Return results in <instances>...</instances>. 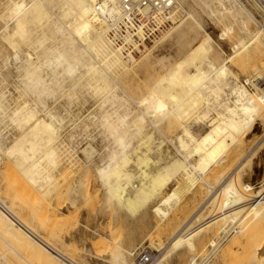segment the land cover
<instances>
[{"label":"bare ground","instance_id":"bare-ground-1","mask_svg":"<svg viewBox=\"0 0 264 264\" xmlns=\"http://www.w3.org/2000/svg\"><path fill=\"white\" fill-rule=\"evenodd\" d=\"M251 4L264 19L256 5L253 2ZM187 6L192 8L190 16L185 13ZM198 10L213 20L215 18L218 24H223L221 37H226V40L231 36L234 38V55L231 58H216L217 49L203 33L201 24H198L201 23ZM6 11L1 16L12 20L15 26L12 29L9 22L5 24L3 39L10 41L13 47H17L20 41V56L17 55L20 57L18 69L23 73L20 78L35 96L33 102L42 108L39 112L32 107L30 101L21 97L22 101L10 109L12 99L9 100L0 91V115L8 119L16 132L20 133V136H13L12 141L3 146L6 140L4 136L9 138L11 135H8L9 132L4 135L5 131L0 127V152L15 159L16 167L26 181L43 191L42 195L49 196L56 190L54 182L56 184L57 180L52 170L60 168L63 155L68 159L64 161L74 167L81 160L79 156L73 158L75 156L70 151L72 147L62 141L64 135L62 136L61 131L62 128L66 129L62 125L65 120L47 105L48 99L57 94L52 85L56 83L62 88V84L68 81L66 75L76 74L80 66L85 69L81 77L90 74V80L83 85L73 83L74 89L63 95L67 94L71 101L78 100L79 93L75 88L81 86L89 94L100 97L102 104L107 101L118 108L112 112L102 110L101 107L100 113L88 116L89 119L82 125L83 130L88 131L91 125L100 123L117 134L119 149L113 151L109 160L97 168V173L110 190L111 197L129 210L136 213L153 199L159 200L179 175L187 181V186L190 184L189 189L199 179L204 181L211 191L212 200L237 174L235 172L220 187H214L205 180V176L214 167L227 162L229 151L231 156H235V152L243 149L246 133L252 129L256 119L259 118L264 124V26H261L253 11L242 0H9ZM70 17L72 21H68ZM183 18L186 19L183 21ZM169 30H172L170 36L176 41L187 44L199 40V43L189 55L176 63L170 62L166 66L164 59H161L160 63L166 68L165 74L154 82L147 94L133 100L111 74L118 76L142 65L141 57V61L134 58L139 57L146 47L157 43ZM239 34L241 37H238ZM53 36L60 37L58 45L55 44L58 39L53 41ZM144 57L147 59L146 55ZM229 63L236 65L241 74L253 75L245 80L246 85L253 87V93L230 72ZM110 80L114 82V86L109 84ZM118 89H122L123 95L118 93ZM130 101L136 104L138 114L131 109L133 107H129ZM212 103L217 105L213 108ZM136 120L141 124L137 125ZM146 122H150L154 128L161 123H165L167 127L179 128L180 132L176 136L178 146L174 144V148L176 147V152L181 157L164 149L165 136L164 141L155 139L154 133L147 132ZM195 124L207 126L210 131L197 136L193 132ZM142 136L145 150L140 149V145L131 149L134 148L132 141ZM67 138L65 135V139ZM153 151L157 154L158 161L148 157ZM97 152L92 144H87L82 150L88 161L93 160ZM195 156L198 158L192 162L191 159ZM133 162L138 165L139 171L129 170ZM5 188L0 182V242L7 243L12 249V245L19 247L20 253L22 252L20 255L30 256L37 264H80L77 260L70 259H74L75 254L70 249H65L64 245L59 246L55 237H50L55 240L44 239L38 234L39 230H47L45 226L42 225V228L40 225L42 229L36 226L37 230L24 217L25 213L24 216L19 214L16 203L11 200L15 194L13 198H8L6 195H10L9 190ZM254 190L250 184H244L242 188L239 186L238 207L236 204L235 208L232 205L233 214L216 217L211 224L219 225L221 222L220 228L215 227L217 230L221 229L224 234L234 232L229 249L226 247L227 252L231 257L233 249L239 248L242 255L246 256L245 260L248 258V262H243L244 264H264V188L257 192ZM178 191L165 194L156 202L158 204L152 210L160 218H166L181 200V193ZM193 222L186 224L180 231L190 230ZM212 227L210 228L213 229ZM48 232L47 230L46 233L50 235ZM217 235L209 240L214 254L219 249ZM52 243L62 248L66 254H61ZM121 251L122 249L113 255L112 264H130L131 254ZM1 254L0 264H6L7 254ZM189 264H199L195 255Z\"/></svg>","mask_w":264,"mask_h":264},{"label":"rangeland","instance_id":"rangeland-1","mask_svg":"<svg viewBox=\"0 0 264 264\" xmlns=\"http://www.w3.org/2000/svg\"><path fill=\"white\" fill-rule=\"evenodd\" d=\"M248 1L249 0H242V3L253 11L261 26H264L263 17L257 12L255 7L252 6V2ZM8 3L9 0H0V91L5 93L9 100L12 99L13 103H10V109L14 108L16 103V105H18L22 101L21 97H24L27 102L30 101L29 103L33 108L35 107L40 112L42 107L33 102L35 96L28 91L20 78L23 74L20 69H18L20 68V57L18 58L17 55L20 56V41L19 43L18 41L16 42L18 43L17 47H13L14 45H12L10 41L3 39L2 30L5 24L9 22L10 28L12 29L15 26L12 20L1 16V13L4 15L7 12L6 6ZM4 11L6 12L4 13ZM186 12L188 15L191 14L192 8L187 6L185 13ZM199 13L201 14V21H199L201 23H198V20L197 23L199 25L201 24L200 27L203 33L209 37V41L214 46L215 50L217 49L215 53L216 58H231L234 55V52H232L233 43L235 42L234 38L232 36L227 38V40L225 39L226 37L222 36V38V29L224 30V27L222 26L223 24L219 23V25L215 18L213 20V18L206 16V14ZM184 19L186 18H183V21ZM68 21H72V17L68 18ZM171 33L172 30H169L167 34L162 36V38H159L157 43L146 47L139 57L134 58L135 60H139L141 57L143 60L141 63L142 65L135 68L134 71L122 73L118 76L116 74V76L111 74V76L117 80L119 86L122 87V89H125V92L128 96L130 95L133 100L147 94L151 90L154 82L160 76L165 74L166 68L160 63L161 59H164L166 66L171 63H176L189 55L199 43V40H194L187 44L176 41L170 36ZM234 35L237 37L236 33ZM239 36L241 37V34H239L238 37ZM57 39L58 41H56ZM59 40H61L60 37L53 36V41H56V45L59 44ZM256 52L258 55V51ZM145 55L147 56V59L144 57ZM144 60L147 61L144 62ZM78 68V71L75 72L76 74L72 73L69 76L66 75L68 81H65L64 84H62V88L56 83L55 85H52L53 90L57 94L53 96V98H49L47 101L49 108L53 111L55 110L57 114L65 120L62 125L66 129L62 128L61 131L62 136L64 135L62 141H64L69 147H72L70 151H72L75 156L73 158L79 156L81 159L79 164L74 167L73 164H69V162L67 163L68 159L62 154L60 168L58 167L59 169L52 170V173L57 180L56 184L54 182L56 190H54L49 196H46L45 194L42 195L43 191H39L38 187L31 186L28 181H26L22 173L17 169L14 161L15 159L6 155L5 152H0V182L3 183L4 188L7 187V189L5 188L7 191L9 190L8 194L12 197L6 195L8 198H13V194H15V200L14 198L11 200L18 205L15 204V207L19 214L24 216L23 213H25L24 217L28 218L29 222L32 223L31 225L37 230L38 228L36 226H38L39 229L45 226L44 228L50 232V235L46 233L47 230L42 232V230H44L42 228L41 231H38V234H41L40 236L44 239L49 238L52 240L53 238L51 239L50 237H55L58 245H64L65 249H70L75 254L74 259L73 257L69 258L74 261L77 260L76 262L80 264H112L113 255L121 249V252L125 250L124 252H129V254H131L129 257L130 264H135V258L139 252H147V254L151 255L152 264L158 262H161V264H189L190 259L194 255L199 264H228L229 261V264H231V262L232 264H241V262L242 264L247 263L248 258L245 260L246 256L244 257L242 255V251H240L239 248L236 247L233 249L232 252L234 254L232 253L231 257L227 252V248L229 249L228 245L233 241L232 237L234 238V232L230 231L229 234H224L221 232V229L217 230L222 226L221 222L219 225L211 224L216 217H225L232 213V205L235 208V204L239 202V195L237 194L239 186L242 188V185L250 184L255 188V192L264 188L263 122L260 121L259 118L256 119L252 129L249 130L250 132L248 131L246 133V140L243 149L238 153L235 152V156L234 154L231 156L232 154L230 155L231 152L229 151L227 153V155H229L227 157V162L214 167L210 174L205 176V180L208 184H211L214 187H220L224 181L230 179L232 175L237 173L232 180L230 179L228 184H226L225 187H223L222 190L212 198V200H210L211 191H209V188L204 181L199 179L196 185L189 189L190 184L187 186V181L182 175H179L159 200L153 199L148 205H145L138 212L134 213L115 198L111 197L110 190L97 173V168L109 160L113 151L119 149L118 138L116 139L117 134H115L113 130L107 129L103 125L101 126L100 123H98V125H91V127L87 129L88 131L85 129L83 130L84 125H82L89 119L88 116L94 114L97 115L98 112L100 113L103 109L105 111L111 110L113 112L118 110V108L116 105H111V102L109 103L106 101L102 104L100 97L89 94L87 89H83L81 86L75 88L79 93L78 100L81 101H71L67 98V94H64L66 97L63 95L64 92L69 93L70 90L74 89L72 87L73 83L78 82L79 85H83L86 81L90 80L91 75L88 74L85 77H81L83 76L85 69L81 66ZM228 68H231L229 69L230 72H232L242 85H245L250 92H254L253 87L246 85L245 81L248 77L250 79L253 76L252 74L251 76L241 74L238 67L232 63L228 64ZM109 84L114 86L112 80L109 81ZM55 88H57V90ZM122 89H118L117 91L123 95V92H121ZM82 102H84L83 106ZM215 104L212 103L213 108L215 107ZM70 105L72 106L70 107ZM77 105H79V107ZM129 105V107H133L131 108L132 110L137 112L138 108L133 101H130ZM101 107H103L102 110ZM69 110H73L71 111L72 113ZM119 111H121V108ZM72 114H74L76 118L72 116ZM191 121L193 122L194 120L192 119ZM135 123L137 125L141 124L138 120H136ZM146 123V128H148L147 132L150 131L154 133L155 139L162 141L166 139L164 141V149L171 151L172 155L176 154L181 157L176 152V147L174 148L176 144V146H178L176 136L180 132L179 128L167 127L165 123H161L157 128H154L150 122ZM201 126L202 127H200L199 124L193 125V132L195 135L202 136L210 131L207 126ZM0 127L4 129V135L6 132H9L8 135H11L9 138H7L6 135L4 136L6 140H4V143L2 142L3 146L8 145L12 141L13 136H20V133L16 132L14 125L8 122V119L4 118L2 115H0ZM65 135L68 137V141L65 139ZM143 140V136L133 140L132 147L134 146V148L131 149H135L140 145L139 148L141 147L140 149L145 150L142 145ZM6 141H8V143ZM173 141L174 143L172 144ZM87 144H92L98 151L91 161H88L82 153V150ZM153 147L155 146L153 145ZM154 150H156V148ZM148 157H151L152 160L158 161L157 154L154 153V151L152 154H148ZM196 157L198 158V156H195L191 161L195 162V160H197ZM65 159L67 161H64ZM142 167H145V165H142ZM238 168H240V170H237ZM129 170L133 172L139 171L138 165L133 162ZM196 177L198 178L199 176L197 175ZM79 181H81L80 183H82V185L79 183L78 186ZM232 181H234V183ZM174 190H179L178 192L181 193V200L175 207H173V209H171L166 218H160V216H158L152 209L158 204L156 202H159L165 194L168 195ZM207 202L209 203L207 204ZM174 204L175 203H173V205ZM237 205L238 204H236V206ZM23 209H26V211L24 212ZM234 210L236 211L237 209ZM239 210H241V208H239ZM27 211L30 215H28ZM36 217H40L41 220ZM51 218H53V220ZM30 219L32 221H30ZM190 222H193V227L190 230L181 232L180 230ZM48 225H51L50 227L52 231ZM215 231L217 233H215ZM45 234H47V237ZM216 234H218L216 236V241L219 249L214 254L212 253L213 247L210 245V241ZM220 243L223 244V246ZM52 245H54L57 250L61 251V254H66L65 251L59 247L60 245L58 247L54 243H52ZM12 246L14 249H12L7 243L0 242V255H3L1 252H5V255L7 254L5 256L6 259L8 258L6 264L38 263L30 258L29 255V258L26 255L23 257L20 255L22 253H20V248L15 245ZM224 254L226 255L223 256Z\"/></svg>","mask_w":264,"mask_h":264},{"label":"built area","instance_id":"built-area-1","mask_svg":"<svg viewBox=\"0 0 264 264\" xmlns=\"http://www.w3.org/2000/svg\"><path fill=\"white\" fill-rule=\"evenodd\" d=\"M251 1L256 5L257 9L264 15V0ZM135 264H152L151 255L147 254V252H139L135 258Z\"/></svg>","mask_w":264,"mask_h":264}]
</instances>
